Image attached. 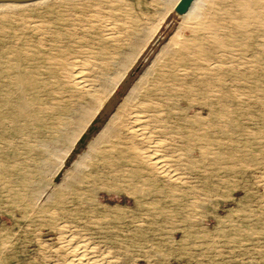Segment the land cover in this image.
<instances>
[{
	"label": "rangeland",
	"instance_id": "374dc122",
	"mask_svg": "<svg viewBox=\"0 0 264 264\" xmlns=\"http://www.w3.org/2000/svg\"><path fill=\"white\" fill-rule=\"evenodd\" d=\"M205 1L197 33L165 0L0 9V264H264V3Z\"/></svg>",
	"mask_w": 264,
	"mask_h": 264
},
{
	"label": "bare ground",
	"instance_id": "6f19581e",
	"mask_svg": "<svg viewBox=\"0 0 264 264\" xmlns=\"http://www.w3.org/2000/svg\"><path fill=\"white\" fill-rule=\"evenodd\" d=\"M47 0H38L35 2L30 3H0V9L5 8H16L19 6H24L31 3H41L45 2ZM179 0H165L167 6L172 5V7H175ZM205 0H192L190 3L188 9L183 13L180 14L183 18V23H187L190 25L191 29L193 31L197 32H204V31H210L214 19L212 21H198V19L201 17V14H203V6H204ZM256 3H264V0H245L244 4L241 6L242 14L244 16H248L249 13L252 11L253 6ZM206 4V3H205ZM214 4V3H212ZM234 4V3H233ZM240 6V5H239ZM212 7V6H211ZM254 11V10H253ZM208 12V9H207ZM211 12V11H210ZM218 12V11H217ZM257 16L259 19H261V14L259 11ZM212 13V12H211ZM219 13V12H218ZM231 14V13H230ZM220 16V15H219ZM208 18V17H207ZM254 18V16H253ZM256 18V17H255ZM203 19V18H202ZM247 19V18H246ZM233 24V23H231ZM235 24V23H234ZM244 27V23L241 25ZM182 27V26H181ZM110 28V27H109ZM108 28V29H109ZM228 30V29H227ZM129 31V30H128ZM192 31V32H193ZM112 32V31H111ZM108 34V33H107ZM238 34V33H237ZM110 35V34H109ZM264 36V35H263ZM107 37V36H106ZM260 37V36H259ZM206 42V41H205ZM209 42V41H207ZM234 42V41H233ZM210 43V42H209ZM207 43V44H209ZM216 46L218 47H227V43L222 40L217 34L214 33V42ZM208 46V45H207ZM192 48V47H191ZM231 48V47H230ZM216 49V48H215ZM202 50V49H201ZM214 50V49H213ZM208 51V50H207ZM245 52V51H244ZM261 52V51H260ZM181 53V52H180ZM201 53V52H200ZM203 54V53H202ZM217 54V53H216ZM229 54V53H228ZM187 55V54H186ZM196 55V54H195ZM185 56V55H184ZM202 57V56H201ZM205 57V56H204ZM179 58V57H178ZM206 58V57H205ZM228 58V57H227ZM233 58V57H232ZM250 58V57H249ZM203 59V57L201 58ZM209 59V58H208ZM223 59V58H222ZM196 60V59H195ZM213 60V59H212ZM243 60V59H242ZM205 61V60H204ZM218 61V60H217ZM208 63V61H207ZM213 63V62H212ZM209 64V63H208ZM240 66V65H239ZM251 66V65H250ZM256 66V65H255ZM199 67V66H198ZM210 67V66H209ZM208 67V70H209ZM246 67V66H245ZM207 68V67H206ZM213 67H211L212 70ZM202 69V68H201ZM77 70V69H76ZM102 70V69H101ZM234 71V70H233ZM198 72V71H197ZM205 72V71H204ZM77 73V72H76ZM73 76V75H72ZM76 82L79 84H82L84 86H88V80L86 77L81 73H77L73 77ZM186 78V77H185ZM89 79V78H88ZM177 79V78H176ZM166 80V79H165ZM200 81V80H199ZM254 81V80H253ZM259 81V79H258ZM74 82V81H73ZM175 82V81H174ZM75 83V82H74ZM249 84V83H248ZM83 87V86H82ZM91 87V86H90ZM183 88V87H182ZM174 92V91H173ZM131 93V92H130ZM210 94V93H209ZM131 95V94H130ZM94 96V95H93ZM262 101V100H261ZM260 103V102H259ZM161 105V104H160ZM154 106V105H152ZM145 121V120H144ZM136 125L134 126V129L136 132H138L139 136L142 137L144 140V147H140L139 156L141 157V160L148 165L157 175L159 174L162 179L164 178L167 181H175V182H182L184 183V178L181 176V173L178 172L176 168H173L171 164V155L166 154L164 152V149H166V143L163 140L156 139L154 135L148 131V129L145 127V125L141 124L143 121L137 117L135 119ZM106 128V127H104ZM110 130V129H108ZM104 133V132H103ZM82 134V133H81ZM77 139V138H76ZM140 141V140H139ZM180 142V141H179ZM143 145V144H142ZM170 145V144H169ZM191 147V146H190ZM169 149V148H168ZM202 151V150H201ZM178 158V157H177ZM173 162V161H172ZM176 162V161H175ZM181 163V162H180ZM179 163V164H180ZM150 173V172H149ZM186 174V173H185ZM156 175V176H157ZM154 178V177H153ZM144 179V178H143ZM161 179V178H160ZM161 179V180H162ZM164 183V182H163ZM172 184V183H171ZM168 185V184H167ZM176 185V184H175ZM177 186V185H176ZM179 188V187H178ZM183 190V189H182ZM159 192V191H158ZM177 193V192H176ZM201 201V200H200ZM194 220V219H193ZM71 252H75L76 256L73 260H71L75 264H86L90 263L91 259H89L90 253L87 252V248L85 247L81 248L80 244H71L70 246ZM74 255V254H73Z\"/></svg>",
	"mask_w": 264,
	"mask_h": 264
},
{
	"label": "water",
	"instance_id": "95a60500",
	"mask_svg": "<svg viewBox=\"0 0 264 264\" xmlns=\"http://www.w3.org/2000/svg\"><path fill=\"white\" fill-rule=\"evenodd\" d=\"M38 0H0V3H30V2H35ZM192 0H179L176 6L174 7V11L177 14H183L189 7L190 3ZM116 98H113V102H116ZM106 115L101 114L96 120H95V125H91L86 132L82 134L78 142L76 143L75 148L72 151V154L67 160V163L71 160L72 156L85 144L86 140L98 130V128L101 126L102 122L105 120Z\"/></svg>",
	"mask_w": 264,
	"mask_h": 264
}]
</instances>
